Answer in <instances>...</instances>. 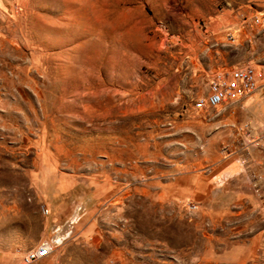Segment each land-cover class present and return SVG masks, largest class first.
<instances>
[{"label": "rangeland", "instance_id": "obj_1", "mask_svg": "<svg viewBox=\"0 0 264 264\" xmlns=\"http://www.w3.org/2000/svg\"><path fill=\"white\" fill-rule=\"evenodd\" d=\"M247 64L257 91L193 109ZM243 123L264 127V0H0V264L41 242L31 264H260Z\"/></svg>", "mask_w": 264, "mask_h": 264}, {"label": "built area", "instance_id": "obj_2", "mask_svg": "<svg viewBox=\"0 0 264 264\" xmlns=\"http://www.w3.org/2000/svg\"><path fill=\"white\" fill-rule=\"evenodd\" d=\"M253 23L259 24L260 18L253 17ZM226 38L229 42L234 40L232 33H227ZM258 88L256 72L251 65L221 69L210 77L206 94L193 101V109L201 112L216 111L225 108L229 103L245 99ZM239 130L244 147L264 149V127L253 129L248 123H243ZM52 252L51 243L41 242L37 247L23 254L21 264L38 262L48 257ZM260 261V264H264V242Z\"/></svg>", "mask_w": 264, "mask_h": 264}, {"label": "crops", "instance_id": "obj_3", "mask_svg": "<svg viewBox=\"0 0 264 264\" xmlns=\"http://www.w3.org/2000/svg\"><path fill=\"white\" fill-rule=\"evenodd\" d=\"M262 19V18H261ZM263 20V19H262ZM228 33H231V32H228ZM233 34V33H232ZM234 37V35H233ZM261 237V236H260ZM258 238V237H254L252 238L250 241H249V244L245 247V252L243 251L242 254H246L248 252H254L257 254L258 250L261 248L262 249V245H263V242L261 244V238ZM243 250L242 248L238 247V248H234V249H231L228 253H226V255H230V257H234L235 255H237L238 253L241 254V251L239 250ZM260 249V250H261ZM260 254H261V251H260ZM237 258V257H236ZM237 260V259H236ZM236 264H240L236 261Z\"/></svg>", "mask_w": 264, "mask_h": 264}]
</instances>
